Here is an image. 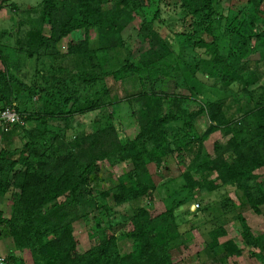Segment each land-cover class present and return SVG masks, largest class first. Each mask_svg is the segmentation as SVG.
<instances>
[{
  "label": "trees",
  "instance_id": "obj_1",
  "mask_svg": "<svg viewBox=\"0 0 264 264\" xmlns=\"http://www.w3.org/2000/svg\"><path fill=\"white\" fill-rule=\"evenodd\" d=\"M221 1L180 0L178 17L168 21L161 0H42L49 35L32 29L16 42L18 49L0 46V111L14 109L23 123L8 131L0 125V141L14 142L17 130L26 138L19 136L20 150L0 151V198L12 199L10 217L0 210V236L7 229L15 251L0 256L5 264H175L174 254L203 223L210 225L207 249L240 257L234 241L220 243L227 236L228 219L222 216L231 213L245 244L264 248L243 215H234L237 206L248 205L257 214L264 206V183L256 175L264 168V102L254 89L264 88V0L229 1L232 17L217 10ZM139 18L137 39L147 50L137 61L130 53L120 60L116 53L126 48L124 33ZM173 25L181 29L169 28ZM77 31L83 39L71 41L66 55L58 52L56 46ZM27 60L35 67L30 82L13 73ZM69 61H81L82 70L70 71ZM126 74L138 81V92L113 99L108 78L119 82ZM200 78L221 95L203 97ZM178 88L189 95L177 94ZM35 96L40 111L28 103ZM133 104L141 113L133 116L138 133L124 139L110 112ZM97 110L103 115L93 120L92 131H73V118ZM201 117L210 124L199 135L195 122ZM214 133L220 138L209 154L204 141ZM168 156L186 168L184 184L169 190L165 210L153 214L138 203L157 190L148 165L161 168ZM104 162L130 168L99 201L91 184ZM227 187L236 188L237 202L223 193L220 215L207 222L211 202L205 197ZM90 218L97 242L83 251L74 224ZM123 238L134 243L129 253L118 246Z\"/></svg>",
  "mask_w": 264,
  "mask_h": 264
},
{
  "label": "rangeland",
  "instance_id": "obj_2",
  "mask_svg": "<svg viewBox=\"0 0 264 264\" xmlns=\"http://www.w3.org/2000/svg\"><path fill=\"white\" fill-rule=\"evenodd\" d=\"M42 0H4L3 6L0 8V31H4V35L0 37V46L8 50L18 49L16 42L22 38L24 35L32 29H41L45 35H49V29L47 26H44L41 20L42 13ZM229 1L231 0H222L221 4L217 7V10L220 11L224 17H232L234 13L229 11ZM14 4V6H12ZM180 4V0H161L160 7L164 10L163 17L168 21L175 18V15L179 13L178 5ZM241 19V17H239ZM177 20V18H176ZM223 24H226L225 21H221ZM141 24V18L137 19L134 24L124 33V39L126 41V48L117 52L116 55L119 56L120 60L127 56L129 53L131 54L132 61H137V59L147 50V45L142 44L137 39V30L139 29ZM1 27H4L1 28ZM174 31H179L181 27L179 25H173L169 27ZM223 29V28H219ZM83 32H74L68 38L63 39L57 46L56 50L60 52L62 55H66L68 44L71 41H79L83 39ZM90 37L92 40H97V34L95 31H91ZM206 37V36H205ZM208 41L211 39L210 37H206ZM225 41V40H224ZM10 52V51H9ZM6 51H4L5 55ZM8 54V52H7ZM13 57V54L12 56ZM10 60L9 58L7 59ZM13 60V59H12ZM24 62V58L19 59L20 62ZM83 63L84 61L81 60ZM81 61L77 62H68V66L70 71L78 72L82 70ZM28 63V60L25 61L24 64L18 66L17 69L14 70V75L20 77L19 79L23 80V75H26L27 82H30V78H34L35 75V67L32 66L33 62L28 63L30 65L25 66ZM31 66V67H30ZM0 67L1 64H0ZM103 69L108 71L109 64H104ZM18 70L20 72H18ZM204 82L199 83V91L202 92L207 98L211 97H219L221 95L220 92H215L217 87L213 84L208 83L205 79L200 78ZM108 85L111 89V97L113 99L125 97L128 94H133L138 92L139 83L135 79L133 75H124L119 82H114L111 78L107 80ZM256 92V98L260 99V101L264 102V88L254 87ZM177 94L181 95H189L188 91L185 88H178L175 91ZM218 94V95H216ZM201 97L200 99H202ZM32 111H40L42 109L41 101L35 96L31 100L28 101ZM2 107L0 106V109ZM114 116L115 125L123 132L122 137L124 139H134V137L138 133V129L136 127L135 118H133L134 113L136 115H141L138 105L133 104L129 107L125 106L120 110L110 112ZM133 113V114H132ZM103 112L101 110H97L96 112L88 113L85 116H78L71 120V125L73 127V131L81 132H90L94 126L93 120L95 118H101ZM209 121L207 117H201L195 122L196 131L199 135H202L209 127ZM173 129L177 132L178 127L174 126ZM17 134L14 138V142H4L0 141V151L3 149H8L11 151L20 150L23 145V139L25 141V136H23L20 130L16 131ZM22 135L23 139L19 136ZM70 135H73L70 132ZM220 133H214L208 137L204 141V149L207 153L212 154L214 142L219 140ZM129 165H117L110 166L108 163L101 164V172L97 177V180L92 182V191L94 197H96L99 201V194L103 191L110 189L118 183V178L123 174L129 171ZM148 170L154 183L157 186V190L153 193L152 197L149 199H144L138 203L139 206L147 208L153 214L160 213L165 210L167 205V195L166 193L169 190H175L174 187L182 186L184 184V180L182 178V174L186 171L184 165L178 163L173 156H168L165 158L162 167L156 168L154 164L148 165ZM256 175L259 177L258 182L264 183V168L258 170ZM196 178H200V176H195ZM235 187H227L225 191H218L211 195H207L204 202H211V211L208 215H205L204 219L210 222L214 220L217 216L220 215V200L222 201L223 193H228L230 198L236 201ZM168 194V193H167ZM110 202V201H109ZM204 202H199L200 207ZM197 204V203H196ZM12 199L11 196L8 195L5 198H0V210L3 212L4 216L10 217L11 212ZM137 205V203H136ZM197 209V208H196ZM201 209V208H200ZM193 206L190 208V212L194 213ZM224 211V210H222ZM241 213L243 217L246 219L247 224L251 229V233L254 235L256 239L264 246V206L261 207V213H255L250 206L244 205L241 208H238L234 213ZM233 214L224 215L222 219L226 220L225 229L227 231V236L220 239V243L226 242L228 240L234 241L237 246L241 249L242 255L240 257H227L220 248L215 249L213 252L206 248V234L208 229H210V225L207 223L198 224V229L194 230L191 234L192 239L187 240V246L181 247V249L174 254V263L175 264H216V262H220L221 264H264V248L257 249L254 247H249L245 244L242 236H241V227L239 223L232 219ZM186 219L191 220V216H186ZM203 219V220H204ZM194 221V219H193ZM197 224V223H196ZM74 236L79 242V246L83 251H88L91 249L95 243L97 242L98 233L95 225L93 224L92 219H84L78 221L74 224ZM118 246L122 253H129L134 249V243L130 239H120L118 242ZM14 253V245L13 241L10 237H8L7 229H2V234L0 236V256L8 257L9 253ZM213 253L217 256V259H214ZM257 254H260L262 258L257 259ZM17 256L21 254L16 252ZM216 261V262H215ZM218 264V263H217Z\"/></svg>",
  "mask_w": 264,
  "mask_h": 264
},
{
  "label": "built area",
  "instance_id": "obj_3",
  "mask_svg": "<svg viewBox=\"0 0 264 264\" xmlns=\"http://www.w3.org/2000/svg\"><path fill=\"white\" fill-rule=\"evenodd\" d=\"M19 124L22 125L23 123L21 122V117L14 109L6 108L0 111V125L5 131ZM198 206V204L193 205V211H195ZM0 264H5V258H0Z\"/></svg>",
  "mask_w": 264,
  "mask_h": 264
},
{
  "label": "crops",
  "instance_id": "obj_4",
  "mask_svg": "<svg viewBox=\"0 0 264 264\" xmlns=\"http://www.w3.org/2000/svg\"><path fill=\"white\" fill-rule=\"evenodd\" d=\"M1 28H3L4 29V27H1ZM6 149V148H5Z\"/></svg>",
  "mask_w": 264,
  "mask_h": 264
}]
</instances>
